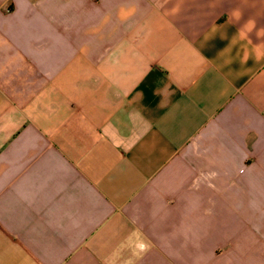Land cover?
<instances>
[{
  "label": "crops",
  "instance_id": "crops-1",
  "mask_svg": "<svg viewBox=\"0 0 264 264\" xmlns=\"http://www.w3.org/2000/svg\"><path fill=\"white\" fill-rule=\"evenodd\" d=\"M0 264H264V0H0Z\"/></svg>",
  "mask_w": 264,
  "mask_h": 264
}]
</instances>
